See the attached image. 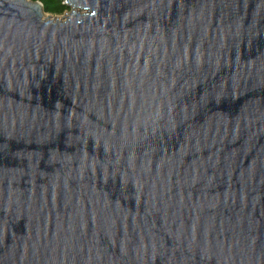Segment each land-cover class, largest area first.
Returning <instances> with one entry per match:
<instances>
[{
	"label": "water",
	"instance_id": "1",
	"mask_svg": "<svg viewBox=\"0 0 264 264\" xmlns=\"http://www.w3.org/2000/svg\"><path fill=\"white\" fill-rule=\"evenodd\" d=\"M0 0V264H264V0Z\"/></svg>",
	"mask_w": 264,
	"mask_h": 264
},
{
	"label": "trees",
	"instance_id": "2",
	"mask_svg": "<svg viewBox=\"0 0 264 264\" xmlns=\"http://www.w3.org/2000/svg\"><path fill=\"white\" fill-rule=\"evenodd\" d=\"M46 12L52 14H64L70 10V6L64 2V0H41Z\"/></svg>",
	"mask_w": 264,
	"mask_h": 264
},
{
	"label": "rangeland",
	"instance_id": "3",
	"mask_svg": "<svg viewBox=\"0 0 264 264\" xmlns=\"http://www.w3.org/2000/svg\"><path fill=\"white\" fill-rule=\"evenodd\" d=\"M47 13H50V12H47ZM56 15H58L59 17H61L62 14H56Z\"/></svg>",
	"mask_w": 264,
	"mask_h": 264
}]
</instances>
